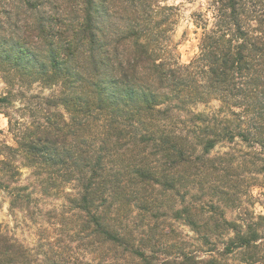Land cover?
I'll return each instance as SVG.
<instances>
[{
	"label": "trees",
	"instance_id": "obj_1",
	"mask_svg": "<svg viewBox=\"0 0 264 264\" xmlns=\"http://www.w3.org/2000/svg\"><path fill=\"white\" fill-rule=\"evenodd\" d=\"M166 1L0 0V108L15 142L0 144V189L11 209L31 203L18 156L47 190L71 184L65 198L96 264H226L233 253L259 264L264 215L240 204L257 182L244 184L246 167L259 158L264 169L254 149L264 148V0H206L187 63L173 41L178 6ZM34 82L51 93L27 97L42 104L20 108L25 121L9 108L25 98L15 87ZM226 143L253 150L211 154ZM168 220L206 254L169 243ZM0 264L40 263L0 226Z\"/></svg>",
	"mask_w": 264,
	"mask_h": 264
},
{
	"label": "rangeland",
	"instance_id": "obj_2",
	"mask_svg": "<svg viewBox=\"0 0 264 264\" xmlns=\"http://www.w3.org/2000/svg\"><path fill=\"white\" fill-rule=\"evenodd\" d=\"M206 0H167L169 4L178 6L177 20L174 25L173 41L179 54L181 63L189 62L197 53L201 29L194 22V13L203 11ZM202 9V10H201ZM25 95L15 97L13 105L9 111L15 108V116H23L25 121L32 119L28 117V112L23 108L25 105L32 106L42 104L37 102L39 98H33L34 101L27 103V97L49 95L51 89L46 88L34 82L32 84H22L21 87H15ZM6 90L4 81L0 78V95ZM216 101H211L208 105H198V109H212L217 106ZM44 107V105H43ZM8 109V108H7ZM62 109V108H61ZM34 110V109H33ZM0 108V144L6 142L9 145H15L11 133L8 131V118ZM26 113V114H23ZM40 115V112H38ZM251 150L241 143H229L217 145L211 154L223 153L224 151H233L239 153L240 150ZM257 155L264 157V148L261 145H254ZM253 150V149H252ZM251 150V151H252ZM248 159V156H246ZM259 166H247L244 171V184L254 183V177L257 178L256 184L244 187V194L241 196V209L246 208L248 214L257 216L264 215V169L261 160H255ZM260 163V164H259ZM17 164L21 173L19 184L25 185L27 191L31 194V203L25 209H11L9 205V195L0 189V226L1 230L25 245L38 263L43 264L50 259H60L67 253L79 256L81 260L90 261V264H96L93 259L95 254L88 253L90 247H84L85 241L83 234L79 233V222L72 214L71 206L65 198L66 193H73L74 188L71 184L64 186L60 191L46 189L43 181L45 178L34 175V168L28 165L22 156L17 157ZM248 175V177H246ZM240 207L231 209L228 212L229 218H236ZM246 214V215H248ZM243 215L242 217H244ZM127 222L134 228L139 227V219L134 214L129 216ZM134 222V223H133ZM169 243L174 247L184 248L187 251H195L199 255H205L203 246L190 228L181 221L168 220L166 224ZM264 233V226L262 227ZM137 231H139L137 229ZM175 248L172 251H175ZM264 251V248H263ZM264 256V253H260ZM130 260V259H129ZM226 264H242L239 262V256L235 253L225 258ZM129 261L124 263L122 260H108V264H133ZM264 264V257L262 262Z\"/></svg>",
	"mask_w": 264,
	"mask_h": 264
}]
</instances>
